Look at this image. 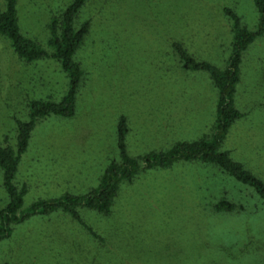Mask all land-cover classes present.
I'll return each mask as SVG.
<instances>
[{
	"label": "rangeland",
	"instance_id": "374dc122",
	"mask_svg": "<svg viewBox=\"0 0 264 264\" xmlns=\"http://www.w3.org/2000/svg\"><path fill=\"white\" fill-rule=\"evenodd\" d=\"M18 1L22 33L49 52L50 12L71 0ZM225 10L249 30L257 28L253 0H89L78 21L90 19L92 30L76 54L86 82L73 118L49 117L32 133L16 178L18 186H28L24 207L94 189L106 166L118 160L121 117L132 157L208 134L216 90L206 74L181 69L172 44L222 68L231 45ZM67 86L56 63L26 64L0 38V146L5 138L15 142V121L27 119L23 105L58 102ZM235 101L248 114L231 127L223 149L264 181V34L243 55ZM222 198L238 208L215 213ZM5 199L0 174V208ZM79 213L103 236L104 250H116L122 240L128 264H264V201L211 165L143 172L121 186L111 216ZM93 257L92 239L61 213L31 218L0 243V264H91Z\"/></svg>",
	"mask_w": 264,
	"mask_h": 264
},
{
	"label": "trees",
	"instance_id": "16d2710c",
	"mask_svg": "<svg viewBox=\"0 0 264 264\" xmlns=\"http://www.w3.org/2000/svg\"><path fill=\"white\" fill-rule=\"evenodd\" d=\"M88 1L71 0L64 9L56 13L50 12L51 17L45 24L49 52L22 33L19 25V1H3L4 9L0 10V38L7 40L16 57L26 64L45 60L56 63L66 76L68 86L58 102L31 99L23 105L27 110V119L15 121V142L9 144L5 138L4 144L0 146L1 188L6 195L5 204L0 208V243L10 239L14 228L31 218L61 213L69 216L92 239L95 257L89 260L91 264H128L123 256L122 240L116 244V250H104L103 236L97 234L83 220L79 211L87 209L99 217H109L123 184H132L143 172L169 169L178 163L197 162L211 165L237 184L254 189L264 201V181L223 149L231 127L248 114L237 109L235 97L237 86L241 82L243 55L264 34V0H253L259 15L255 30H249L232 11H224L230 24L231 45L222 68L207 60L196 59L182 43L172 44L181 69L206 74L216 90L214 122L208 134L197 141L177 142L167 151H150L139 157H132L128 154L125 143L128 132L126 119L121 117L117 129L118 160H112L106 166L94 189L83 195L66 193L56 199L34 201L24 207L28 186L26 183L18 186L16 178L32 133L38 122L49 117L73 118L78 93L86 82L85 72L76 54L86 45L92 30L90 19L78 21ZM235 208H238L235 203L222 198L212 209L215 213H231Z\"/></svg>",
	"mask_w": 264,
	"mask_h": 264
}]
</instances>
